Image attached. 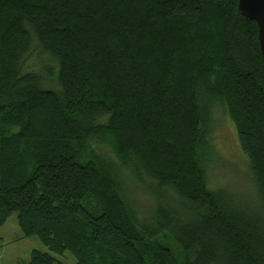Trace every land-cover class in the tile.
<instances>
[{
    "label": "trees",
    "instance_id": "16d2710c",
    "mask_svg": "<svg viewBox=\"0 0 264 264\" xmlns=\"http://www.w3.org/2000/svg\"><path fill=\"white\" fill-rule=\"evenodd\" d=\"M33 44L56 74L24 72ZM217 106L254 195L206 188ZM125 184L151 200L142 220ZM12 215L47 250L21 264H176L158 238L180 264H264V68L237 0H0V226Z\"/></svg>",
    "mask_w": 264,
    "mask_h": 264
},
{
    "label": "rangeland",
    "instance_id": "374dc122",
    "mask_svg": "<svg viewBox=\"0 0 264 264\" xmlns=\"http://www.w3.org/2000/svg\"><path fill=\"white\" fill-rule=\"evenodd\" d=\"M44 66L50 68L52 75L57 73L56 64L49 62L46 55L38 59V52L35 51V44H33L31 54H28L23 62L24 72H39ZM54 89L58 91L56 85ZM206 134V145H208L206 150L209 155L208 153L203 155L202 150H198V153L199 162L206 176L207 190L212 192L225 189L234 194L254 195V188L248 174L249 165L240 151L235 128L227 113L218 106L214 108L212 122ZM123 188L137 219L142 220L144 210H147L151 204L149 196L131 184H125ZM170 195L177 200L174 193ZM157 241L169 251L176 264L181 263V251L173 241L163 238H158ZM34 250L47 253L46 248L37 238H23L15 215L10 216L6 223L0 226V264L25 263ZM58 259L63 264H75L73 256L68 252Z\"/></svg>",
    "mask_w": 264,
    "mask_h": 264
},
{
    "label": "water",
    "instance_id": "95a60500",
    "mask_svg": "<svg viewBox=\"0 0 264 264\" xmlns=\"http://www.w3.org/2000/svg\"><path fill=\"white\" fill-rule=\"evenodd\" d=\"M237 13L246 22H254L257 26V36L264 68V0H237Z\"/></svg>",
    "mask_w": 264,
    "mask_h": 264
}]
</instances>
